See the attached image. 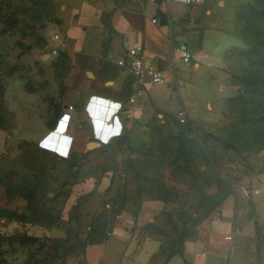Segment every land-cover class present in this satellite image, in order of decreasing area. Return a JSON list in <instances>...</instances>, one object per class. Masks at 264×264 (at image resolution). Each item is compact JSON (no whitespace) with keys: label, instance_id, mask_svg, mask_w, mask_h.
<instances>
[{"label":"rangeland","instance_id":"1","mask_svg":"<svg viewBox=\"0 0 264 264\" xmlns=\"http://www.w3.org/2000/svg\"><path fill=\"white\" fill-rule=\"evenodd\" d=\"M108 1L0 0V123L11 119L5 100L10 77L21 78L51 107L61 105L66 68L61 50L55 58L48 55L54 35L62 40L66 18L77 13L86 24H98V8ZM231 5L228 29L235 38L224 52V95L200 118L154 121L147 147L136 148L126 131L98 158L72 156L64 167L40 155L34 172L0 175V264H79L87 244L118 228L128 182L113 197L94 195L100 185L106 192L112 188L117 170L136 182L138 209L152 205L155 216L140 235L159 243L158 260L184 252L234 190L264 173V91L256 90L264 77V0ZM213 86L218 90L217 80ZM12 97L22 100L18 93ZM20 110L18 135L29 123Z\"/></svg>","mask_w":264,"mask_h":264},{"label":"crops","instance_id":"2","mask_svg":"<svg viewBox=\"0 0 264 264\" xmlns=\"http://www.w3.org/2000/svg\"><path fill=\"white\" fill-rule=\"evenodd\" d=\"M107 4L98 8V24H86L80 13L66 18L63 39L51 45L61 50L66 68V97L60 106L42 101L21 78H9L5 100L11 119L0 123V175L10 170L34 172L42 164L40 155H50L64 167L72 156L98 158L107 144L126 131L136 148L147 147L154 121L177 122L182 107L189 119L200 118L205 108L222 100L224 52L235 38L228 29L231 0L193 4L109 0ZM103 17L106 22L99 21ZM124 37L133 45L142 44L147 62L167 74V82L161 85H153L145 75L144 94L133 103L129 99L137 76L118 64L125 53ZM176 47L192 52L191 61L184 62ZM48 55L52 59L58 54ZM176 80L184 84L177 85ZM216 80L218 90L213 86ZM14 93L22 100L13 98ZM20 108L30 124L18 135ZM111 177L112 188L106 192L100 185L94 195L113 197L118 185L127 181L129 200L118 215V228L105 239L87 244L79 264H264V173L250 185L259 192L247 198L242 194L244 186L234 190L202 223L199 237L189 241L184 252L162 260L154 258L159 243L140 235L155 216L152 205L138 209L134 199L138 186L128 172L117 170Z\"/></svg>","mask_w":264,"mask_h":264},{"label":"built area","instance_id":"3","mask_svg":"<svg viewBox=\"0 0 264 264\" xmlns=\"http://www.w3.org/2000/svg\"><path fill=\"white\" fill-rule=\"evenodd\" d=\"M157 1L164 3V2H168L169 0H157ZM177 1L193 4V3L202 2L203 0H177ZM154 21L156 20L154 19ZM54 38L60 39V35L55 34ZM123 46L125 49V53L118 59V64L122 66H126L127 68L132 70L134 74L137 76L135 90L129 99V101L133 103L137 100L139 96L144 94L142 82H143V77L145 75L149 77V80L153 85H161L167 82V74L165 70L159 69L158 67L147 62L145 55V48L142 44L133 45L131 44L128 37H124ZM175 51L181 53V58L183 59L184 62H190L191 59L193 58L192 52L184 48L176 47ZM50 52L53 55H57L59 53V50L55 46H50ZM176 84L183 85L184 82L181 80H176ZM177 118L181 123L187 122L189 120L188 110L184 107L180 108L177 112ZM253 192H259V190L255 189L253 191L251 187H246V186L242 188V194L247 198H250Z\"/></svg>","mask_w":264,"mask_h":264},{"label":"trees","instance_id":"4","mask_svg":"<svg viewBox=\"0 0 264 264\" xmlns=\"http://www.w3.org/2000/svg\"><path fill=\"white\" fill-rule=\"evenodd\" d=\"M259 53H260V56H261L262 63L264 64V49H262L261 51H259ZM258 82L260 83L259 85H261V86H260V88H258L256 90H262V91H264V77L263 78H260V79H257V83Z\"/></svg>","mask_w":264,"mask_h":264}]
</instances>
